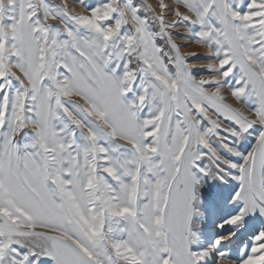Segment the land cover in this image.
Listing matches in <instances>:
<instances>
[{
	"label": "snow or ice",
	"instance_id": "1",
	"mask_svg": "<svg viewBox=\"0 0 264 264\" xmlns=\"http://www.w3.org/2000/svg\"><path fill=\"white\" fill-rule=\"evenodd\" d=\"M72 3L0 0V264H264V0Z\"/></svg>",
	"mask_w": 264,
	"mask_h": 264
},
{
	"label": "rangeland",
	"instance_id": "2",
	"mask_svg": "<svg viewBox=\"0 0 264 264\" xmlns=\"http://www.w3.org/2000/svg\"><path fill=\"white\" fill-rule=\"evenodd\" d=\"M150 2L155 3V0H150ZM165 2L166 3H170L171 0H165ZM69 4H70V6H75V5H73L72 0H69ZM187 49H189V48H187ZM187 49H184V51L187 50ZM203 62L204 61H202V60H192V61H190V63H195V64H200V63H203ZM201 74H204V73H201Z\"/></svg>",
	"mask_w": 264,
	"mask_h": 264
},
{
	"label": "bare ground",
	"instance_id": "3",
	"mask_svg": "<svg viewBox=\"0 0 264 264\" xmlns=\"http://www.w3.org/2000/svg\"><path fill=\"white\" fill-rule=\"evenodd\" d=\"M185 51H196V52H201L202 50L199 49L196 45H193L191 48L185 50Z\"/></svg>",
	"mask_w": 264,
	"mask_h": 264
}]
</instances>
